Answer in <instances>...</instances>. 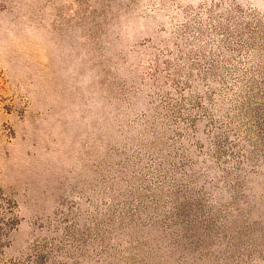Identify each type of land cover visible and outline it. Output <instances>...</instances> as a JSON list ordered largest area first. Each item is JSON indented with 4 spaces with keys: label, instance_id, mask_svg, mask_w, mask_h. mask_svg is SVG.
Segmentation results:
<instances>
[{
    "label": "rangeland",
    "instance_id": "rangeland-1",
    "mask_svg": "<svg viewBox=\"0 0 264 264\" xmlns=\"http://www.w3.org/2000/svg\"><path fill=\"white\" fill-rule=\"evenodd\" d=\"M0 264H264V0H0Z\"/></svg>",
    "mask_w": 264,
    "mask_h": 264
}]
</instances>
